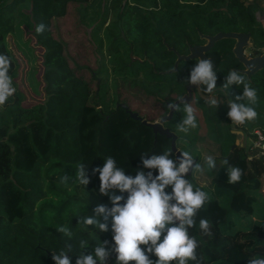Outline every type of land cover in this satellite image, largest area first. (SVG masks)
<instances>
[{"label": "trees", "instance_id": "16d2710c", "mask_svg": "<svg viewBox=\"0 0 264 264\" xmlns=\"http://www.w3.org/2000/svg\"><path fill=\"white\" fill-rule=\"evenodd\" d=\"M90 1L0 0V54L11 60L9 75L16 88L14 95L0 106V264H55L52 255L56 252L41 260V252L31 254L21 248L26 237L15 227L21 223L40 230L44 237L51 234L54 240L62 237L71 243L75 250L69 255L71 264H75L81 252L91 253L98 240L114 243L111 218L107 232H93L92 226L90 231H84L78 224L77 217L91 214L96 204H109L108 197L98 191L99 173L92 170L102 167L106 157H112L126 175L134 176L137 169H142L155 176V169L143 168L141 155L147 153L143 158H150L170 149V139L164 135L156 134L153 143L152 129L129 117L117 104L123 101L104 108L94 103L90 85L72 73L63 55V42L52 36L51 22L65 14L69 3ZM258 11L264 15L261 0H108L98 27L113 13L108 22L111 32L105 38L111 39V43L125 41L130 65L123 66L134 79L138 71L148 79L145 88L137 85L139 91L144 88L148 96L166 92V103L161 102L166 112V105L185 92L194 65L184 75H179L180 68L196 61H180L177 69L171 71L175 52L185 54L189 46L202 44L204 39L198 32L213 35L234 31L249 33L252 45L247 48L248 53L259 54L264 46V17L259 20ZM41 22L45 30L38 34L35 29ZM233 43L231 38H221L206 52L217 72L219 89L230 70L243 68L231 51ZM132 57L138 71L134 70ZM156 76L163 83L168 81V91L160 90L158 83L152 81ZM246 78L258 90L256 120L232 124L223 103L213 109L194 94L204 134L198 132V126L188 134L177 131L182 111L173 110L164 122L175 135L178 150L191 152L203 168L208 155L218 161L215 170H193L187 175L194 189L208 194L196 216L195 227L189 230L199 241V264H249L252 258L264 257V200L259 198L260 192H264V158L248 159L246 147L235 143L236 134L232 131L238 129L251 136L254 128L264 130V68ZM240 95L242 88L232 85L227 96L235 100ZM206 140L212 149L205 145ZM225 158L230 165L243 170L238 183H228V166L222 163ZM78 162L88 165L86 177L90 182L84 188L73 182ZM64 175L70 177L66 184L60 182ZM123 195L127 197V193ZM245 217H251L255 223L248 228L238 227ZM200 219L210 222V235L199 229ZM61 225L74 232L71 240L56 230ZM78 240H88L90 246L81 250ZM44 242L49 241L45 238ZM150 258L157 259L151 254ZM106 264H117L116 254Z\"/></svg>", "mask_w": 264, "mask_h": 264}, {"label": "clouds", "instance_id": "9594fccd", "mask_svg": "<svg viewBox=\"0 0 264 264\" xmlns=\"http://www.w3.org/2000/svg\"><path fill=\"white\" fill-rule=\"evenodd\" d=\"M45 30L44 23H39L36 33L42 34ZM11 60L8 56L0 54V106L14 95L16 88L13 86L12 77L9 75ZM251 70V69H249ZM186 83L198 85L200 90L209 95L205 101L210 108L216 109L219 99L215 95L217 90V72L211 59L199 58L191 70ZM232 85L242 88V95L235 100H228L229 111L227 116L232 123L243 125L257 119L258 112L255 105L259 101L258 90L246 78V73L232 69L226 75V81L220 86L225 96ZM179 103H169L168 110L183 112L181 122L176 126L180 133L188 134L197 128V109L191 102H186L184 96L178 97ZM242 101V102H237ZM183 105V107H181ZM164 121L161 120V123ZM144 169H155V176L151 171L147 173L137 169L135 175H126L125 170L117 166L112 157H106L103 166L92 171L99 173V194L107 196L109 204L98 203L89 215H79L78 224L84 231L93 232L109 231L113 233L112 243L109 241H96L89 254H81L75 259V264H106L113 253L116 254L117 264H199L197 249L199 241L190 234L189 230L196 225V216L208 200V194L199 189H194L193 183L187 174L193 170L202 172L204 168L195 162L191 152H179L173 158L172 149L166 148L161 154L143 158ZM207 170L217 168L216 159L208 155L205 158ZM223 165H227L228 183L234 184L241 180L243 170L232 166L225 158ZM88 165L78 162L73 179L74 183L87 186L89 178L86 177ZM69 176H62L60 182L66 184ZM171 188V192L167 189ZM117 192L121 193L120 195ZM127 193V197L123 195ZM123 201V203H121ZM86 205L83 206V208ZM81 206H77L80 208ZM103 221V222H102ZM199 229L204 235H210L211 224L207 219H200ZM64 237L71 240L74 232L67 226H58L56 229ZM163 236V239L161 237ZM141 245L144 247L142 248ZM90 246L88 240H78L79 249ZM72 250V245L66 244L56 254L52 255L55 264H71L72 258L67 252ZM150 254L157 257L150 258ZM249 264H264V257L252 258Z\"/></svg>", "mask_w": 264, "mask_h": 264}, {"label": "rangeland", "instance_id": "374dc122", "mask_svg": "<svg viewBox=\"0 0 264 264\" xmlns=\"http://www.w3.org/2000/svg\"><path fill=\"white\" fill-rule=\"evenodd\" d=\"M261 3L264 5V0H261ZM107 7L108 0H92L85 4L69 3L63 16L53 18L51 22L52 36L63 42V55L72 73L81 77L90 85L92 95H94V100L92 98L94 103L104 108L108 105L114 106L116 101H123L122 103L127 104L131 110L137 112L147 121H157L163 113L162 108L155 103L152 95L148 96L145 90H142L148 85L147 81H143V74L136 70L138 67L135 64V58L132 57V62L134 63V70L138 71L137 78L131 77L127 67L123 66V64L130 65L127 60V44L123 39L111 43V39L107 40L105 38L106 33L111 32V29L108 28V22L113 18V13L100 28L98 27L106 14ZM256 16L259 20H263L262 11H258ZM244 53L248 56V50H244ZM193 65L194 62L184 65L180 68L179 75H184L185 70ZM155 78L161 79L160 76ZM172 79L174 77L170 78V80ZM137 85L144 88L139 91ZM167 87L168 81L166 83L161 82L158 86V88L168 91L170 87ZM216 93L217 91L215 95H217ZM194 94L195 92L192 91L190 102L197 109L198 132L204 134L205 126L200 110L194 104ZM217 98L220 103L225 104V98L221 94H218ZM239 133L236 134L237 141L243 143L245 137L242 133ZM205 145L212 149L209 140L205 141ZM216 162L218 164L217 160ZM204 170L207 171L206 165H204ZM259 198L264 200V192H260ZM254 223V219L245 217L238 224V227L248 228ZM23 224H16L15 226L18 232L26 237L21 248L29 250L31 254L36 251L41 252V260L45 259V255L49 256L58 252L66 244L71 245L62 237H57L56 240L53 239L51 234L44 237L40 230ZM45 238L49 241L48 243L44 242ZM52 244L55 245V248H49ZM74 253L75 250L72 248L66 254L71 255Z\"/></svg>", "mask_w": 264, "mask_h": 264}, {"label": "water", "instance_id": "95a60500", "mask_svg": "<svg viewBox=\"0 0 264 264\" xmlns=\"http://www.w3.org/2000/svg\"><path fill=\"white\" fill-rule=\"evenodd\" d=\"M198 35L201 39H204V42L202 44H194V45L189 46L188 52L185 54H180V53L175 52V59H174L173 67H172L171 71H175L177 69L178 63L180 61L186 62V61H190V60L194 59V60H196L195 61V63H196L199 58L209 59L206 55V52L214 44V42H216L217 40H219L221 38H231L234 40V43L231 47V51H232L234 57L243 66V68L240 69L239 71L246 73L247 77L250 74L264 68V46L262 47L263 52L259 55L246 56L244 54V50L252 45V43L250 41V34L249 33L234 32V31H228V32L219 31V32L214 33L213 35H206V34L198 32ZM195 63H194L193 68L195 67ZM249 69H251V70H249ZM192 90H195L196 94L199 97H201L202 99H204L205 101L210 98L208 94L203 95L201 93L200 87L198 85H192V84L187 83L185 86V92L181 95V96H184V100L186 102H190ZM216 91H217L216 94L221 93V95L225 98L226 102H225L224 106L229 111L230 109L227 105L228 100H229L228 96H225V94L219 88H217ZM177 99L178 98H176L172 103H175V102L179 103V101H177ZM117 104L124 108V110L127 112L129 117H131L133 119H138L142 124H145L152 129L153 134H154L153 143L155 142L156 134H161V135L168 137L170 139L169 140L170 149H172V151L174 153V158L179 156V152H181V151L178 150L175 146V135L167 127L163 126V123L170 119L173 110H168L167 113L165 115L160 116L157 121L149 122L146 119L142 118L137 112L131 110L127 106V104H125V103H117ZM117 104H115V105H117ZM161 120H163L164 122L161 123ZM232 124H234V123H232ZM237 130L238 129H233L232 131L235 134H237L239 132L242 133L240 130H238V131ZM235 143L238 145H243L242 141L241 142L237 141V137L235 139ZM189 174H190V172L187 175H189ZM113 255H115V253H113L109 257H111ZM97 264H99V262H97Z\"/></svg>", "mask_w": 264, "mask_h": 264}, {"label": "built area", "instance_id": "2783aa9c", "mask_svg": "<svg viewBox=\"0 0 264 264\" xmlns=\"http://www.w3.org/2000/svg\"><path fill=\"white\" fill-rule=\"evenodd\" d=\"M251 136L245 137L243 146L247 149V158L250 159L252 157H262L264 158V130L260 128L252 129Z\"/></svg>", "mask_w": 264, "mask_h": 264}, {"label": "flooded vegetation", "instance_id": "af4514ba", "mask_svg": "<svg viewBox=\"0 0 264 264\" xmlns=\"http://www.w3.org/2000/svg\"><path fill=\"white\" fill-rule=\"evenodd\" d=\"M245 50H247V48H246ZM262 52H263V51H262V48H261V53H262ZM261 53H259V54H261ZM244 54H245V53H244ZM259 54H256V55H259ZM248 56H250L249 53H248ZM253 56H254V55H253ZM143 81H144V82H145V81H148V79H144ZM152 81L155 82V84L158 83V86H159L160 83H161V79H152ZM185 86H186V85H185ZM159 89L161 90V88H159ZM192 91L195 92V90H192ZM192 91H191V98H192ZM158 93H159V94L154 95V96H152V97H153L155 103L159 104L160 107L162 108V103H161V102H162V101L165 102V101H164V99H163V94L161 93V91H159ZM182 94H183V93H182ZM182 94H181V95H182ZM195 94H196V92H195ZM181 95H180V96H181ZM180 96L175 97V99L178 98V97H180ZM217 96H218V94H217ZM175 99H173L172 102H173ZM120 103H122V102H120ZM165 103H166V102H165ZM166 106H167V105H166ZM167 108H168V107H167ZM162 111H163V110H162ZM167 111H168V109H167ZM167 111H166V112H163L162 115H165V114L167 113ZM162 115H161V116H162ZM163 126H164V123H163ZM164 127H165V126H164Z\"/></svg>", "mask_w": 264, "mask_h": 264}]
</instances>
